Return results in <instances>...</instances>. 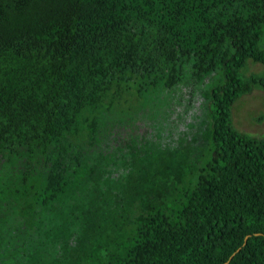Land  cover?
Returning <instances> with one entry per match:
<instances>
[{
  "label": "trees",
  "instance_id": "16d2710c",
  "mask_svg": "<svg viewBox=\"0 0 264 264\" xmlns=\"http://www.w3.org/2000/svg\"><path fill=\"white\" fill-rule=\"evenodd\" d=\"M250 60L264 67V0H0V149L27 162L15 182L39 219L4 206L0 264L51 260L86 155L147 127L190 139L188 171L78 264H264V132L232 116L264 88Z\"/></svg>",
  "mask_w": 264,
  "mask_h": 264
},
{
  "label": "rangeland",
  "instance_id": "374dc122",
  "mask_svg": "<svg viewBox=\"0 0 264 264\" xmlns=\"http://www.w3.org/2000/svg\"><path fill=\"white\" fill-rule=\"evenodd\" d=\"M263 71L262 64L250 60L245 76L249 79ZM232 116L239 129L262 134L264 88L256 86L243 94L234 104ZM176 141L177 146L171 147L170 139L162 141L159 131L150 135L147 127L129 145L87 154L93 171L81 184L72 186L60 196L59 201L70 202L68 208L75 213L68 225L65 217L68 211L57 205L56 208L61 210V224L57 225L56 234L62 245L45 264H78L92 244L107 246L118 232L133 223L134 216H139L142 208L159 203L168 192L169 182L181 180L190 165V139L179 136ZM26 165L20 155L0 149V214H5L4 206L7 207L10 221L14 222V218L19 216V205L24 220L33 224L31 218H34L38 224L33 199L23 197L17 191L19 185L15 182L16 174ZM35 167L41 168L37 162ZM75 220L79 224L78 234L69 242L74 235L71 227L77 225ZM37 264H43V261H37Z\"/></svg>",
  "mask_w": 264,
  "mask_h": 264
}]
</instances>
